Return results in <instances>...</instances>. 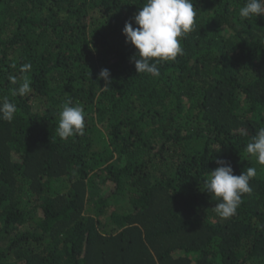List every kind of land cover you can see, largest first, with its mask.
<instances>
[{
	"label": "trees",
	"instance_id": "1",
	"mask_svg": "<svg viewBox=\"0 0 264 264\" xmlns=\"http://www.w3.org/2000/svg\"><path fill=\"white\" fill-rule=\"evenodd\" d=\"M146 3L0 0V100L17 106L0 119V264H264V165L246 151L264 127V16L193 0L183 54L153 77L122 33ZM69 99L85 128L62 139ZM217 158L256 169L229 218L204 189Z\"/></svg>",
	"mask_w": 264,
	"mask_h": 264
},
{
	"label": "clouds",
	"instance_id": "2",
	"mask_svg": "<svg viewBox=\"0 0 264 264\" xmlns=\"http://www.w3.org/2000/svg\"><path fill=\"white\" fill-rule=\"evenodd\" d=\"M197 9L193 0H147L134 14L131 21H126L122 29L125 42L135 46L137 50L130 60L134 62L136 73H146L158 77V63L174 61L177 55H182L184 49L181 40L193 30ZM241 18L264 16V0H246L239 10ZM156 59V62H152ZM30 68L24 65L22 71ZM98 78L105 82L102 88H108L112 83L110 70L101 69ZM16 83V80H13ZM30 91V81L25 78L13 91V95L24 96ZM17 111V106L7 97L0 100V119L11 122ZM85 128V113L81 106L73 105L71 99L65 101L59 112L57 134L67 139L74 134L82 135ZM246 134V133H241ZM246 151L256 158L257 163L264 165V127H260L247 143ZM218 167L211 171L204 181V189L219 198L215 212L221 218H229L236 213L242 202V196L251 193L249 181L256 176V169L248 167L246 172L234 174L230 162L216 159Z\"/></svg>",
	"mask_w": 264,
	"mask_h": 264
}]
</instances>
